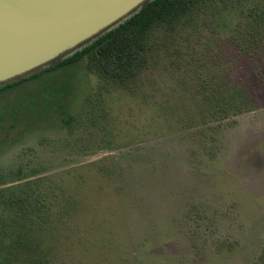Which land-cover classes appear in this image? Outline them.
I'll list each match as a JSON object with an SVG mask.
<instances>
[{"label":"rangeland","instance_id":"1","mask_svg":"<svg viewBox=\"0 0 264 264\" xmlns=\"http://www.w3.org/2000/svg\"><path fill=\"white\" fill-rule=\"evenodd\" d=\"M146 54L124 81L87 60L0 92V190L39 178L62 216L0 234L1 258L264 264V0H203L154 24ZM51 79L70 83L64 120Z\"/></svg>","mask_w":264,"mask_h":264},{"label":"trees","instance_id":"2","mask_svg":"<svg viewBox=\"0 0 264 264\" xmlns=\"http://www.w3.org/2000/svg\"><path fill=\"white\" fill-rule=\"evenodd\" d=\"M203 0H153L146 2L143 8L125 23L114 30L102 35L92 44L74 55L53 62L49 67L36 70L25 76L16 78L10 82L0 84V92L13 89L28 81L40 79L46 74L62 72L73 68L75 64L89 61L90 68L101 76L116 81H124L133 77L146 62L147 33L156 23H172L180 15L193 10ZM66 79V78H64ZM50 86L45 94L50 96L47 102L46 112L56 111L64 120L68 115L64 97L70 89V83H58L51 79ZM55 92L58 95H55ZM39 96L35 99L38 101ZM24 100V99H22ZM21 104L23 105L22 101ZM20 105V104H19ZM37 105L33 106L37 109ZM16 107V106H14ZM12 115L14 119L18 114V108ZM41 179L26 181L20 184L19 191L13 190L6 195L7 189L0 190V206L4 210L0 213V234H52L57 222L61 219V213L54 211V206L49 200L56 194L52 191L40 190L38 182ZM9 189V188H8ZM0 242L3 244L1 238ZM14 252L0 257V264H10ZM34 264H40L38 262ZM47 264V261H46Z\"/></svg>","mask_w":264,"mask_h":264},{"label":"water","instance_id":"3","mask_svg":"<svg viewBox=\"0 0 264 264\" xmlns=\"http://www.w3.org/2000/svg\"><path fill=\"white\" fill-rule=\"evenodd\" d=\"M153 0H0V84L83 50Z\"/></svg>","mask_w":264,"mask_h":264}]
</instances>
